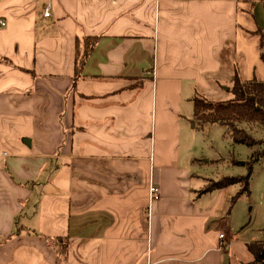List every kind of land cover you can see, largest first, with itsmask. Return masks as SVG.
Listing matches in <instances>:
<instances>
[{
    "label": "crops",
    "instance_id": "1",
    "mask_svg": "<svg viewBox=\"0 0 264 264\" xmlns=\"http://www.w3.org/2000/svg\"><path fill=\"white\" fill-rule=\"evenodd\" d=\"M0 21V264L254 261L264 218L239 188L200 194L182 139L185 99L220 101L235 66L264 81V0H0Z\"/></svg>",
    "mask_w": 264,
    "mask_h": 264
},
{
    "label": "trees",
    "instance_id": "2",
    "mask_svg": "<svg viewBox=\"0 0 264 264\" xmlns=\"http://www.w3.org/2000/svg\"><path fill=\"white\" fill-rule=\"evenodd\" d=\"M257 35L260 39V59L264 63V29L259 28ZM97 37L86 36L83 41H76L74 84L83 76L86 60L93 52ZM227 92L232 99L223 102L203 97L193 99L194 120L201 126L218 124L225 127V135L234 145H245L256 148L249 162L245 163L248 170L246 176H222L219 179H208L200 194H209L229 187L239 188L232 198V204L241 198L250 197V181L255 165L264 163V140H257L252 132H264V81L257 79L244 80L235 66L231 86ZM225 136V137H226ZM234 164H239L233 158ZM60 256L68 254L69 240L57 238L53 240ZM248 250L254 255V261L248 264H264V241H254L247 244Z\"/></svg>",
    "mask_w": 264,
    "mask_h": 264
},
{
    "label": "rangeland",
    "instance_id": "3",
    "mask_svg": "<svg viewBox=\"0 0 264 264\" xmlns=\"http://www.w3.org/2000/svg\"><path fill=\"white\" fill-rule=\"evenodd\" d=\"M207 98L206 95H201ZM227 102L232 99L228 92L222 91L220 95H209ZM192 102L185 99L184 110L190 113ZM189 111V112H188ZM225 127L218 124L201 126L192 120L189 125L184 126L183 146L184 149H192L197 158L196 171L203 177L221 178L222 176H246L248 170L245 163L249 162L256 148L245 145H234L232 140L225 135ZM189 136L187 137V134ZM226 136V137H225ZM252 136L257 140H264V132L255 130ZM233 158L239 164L233 163ZM195 171V172H196ZM251 196L241 198L238 205H246V211L255 225L256 220L264 218V163L255 165L251 177ZM235 191L237 186H233ZM243 203V204H242ZM253 208V210H251ZM264 237V231L260 233Z\"/></svg>",
    "mask_w": 264,
    "mask_h": 264
},
{
    "label": "built area",
    "instance_id": "4",
    "mask_svg": "<svg viewBox=\"0 0 264 264\" xmlns=\"http://www.w3.org/2000/svg\"><path fill=\"white\" fill-rule=\"evenodd\" d=\"M44 15L46 17H49L50 16V10H49V8H46L45 9ZM0 26H5V23L2 22V21H0ZM159 195H160L159 189L156 186H154L153 184H151V186H150V196H151V200L152 201L158 200L160 198ZM219 238H220V242H221L220 249H222L224 251L229 250V248H230V245H229L230 244V241H229L227 235L224 234V233H222Z\"/></svg>",
    "mask_w": 264,
    "mask_h": 264
},
{
    "label": "water",
    "instance_id": "5",
    "mask_svg": "<svg viewBox=\"0 0 264 264\" xmlns=\"http://www.w3.org/2000/svg\"><path fill=\"white\" fill-rule=\"evenodd\" d=\"M24 142H27V143H28V145L30 146V143H31V142H30V140H28V141H24Z\"/></svg>",
    "mask_w": 264,
    "mask_h": 264
}]
</instances>
